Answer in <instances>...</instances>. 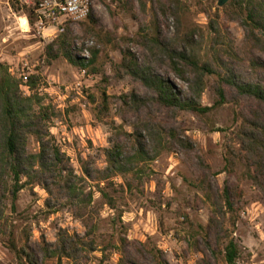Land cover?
Returning <instances> with one entry per match:
<instances>
[{
  "label": "rangeland",
  "instance_id": "rangeland-1",
  "mask_svg": "<svg viewBox=\"0 0 264 264\" xmlns=\"http://www.w3.org/2000/svg\"><path fill=\"white\" fill-rule=\"evenodd\" d=\"M161 1L92 0L90 17L67 22L62 31L37 32L32 26H19L24 23L19 17L24 13L29 17L28 11H16L11 0H0V62L19 79L38 77L35 90L52 107L49 132L68 158L76 183L92 192L83 217L66 200L47 208V192L38 185L23 187L13 208L7 198L0 219V264H17L10 242L30 250L55 244L61 232L82 239L77 260L63 258V264H153L159 259L166 264H206L207 260L225 264L221 241L205 229L212 207L207 188L212 192L225 186L232 203L225 226L240 249L237 264H264V197L250 178L237 137L242 114L253 106L246 97L232 100L227 94L225 102L200 115L182 110L170 118L156 112V120L179 127L191 149L166 145L154 159L138 161L130 171L104 180L97 178L99 174L92 180L83 173L85 168L103 169L105 150L114 145L130 150L135 119L121 117L118 96L130 91L143 95L144 89L123 76L117 64L124 49L139 56L138 33L159 29L162 35L191 39L203 59L218 51L243 80L264 83V68L254 63L264 61V53L248 43L227 2L218 6L217 0H172L175 7L163 12ZM1 15L9 18L11 28L4 26ZM211 22L218 26L216 36ZM66 26L72 53L89 60L84 68L57 55L55 45L46 48ZM159 71L186 93L185 83L176 75ZM214 81L213 75L205 76L202 105L214 103ZM27 147L37 150L32 136ZM200 157L209 167L206 177ZM42 264H57V259L46 258Z\"/></svg>",
  "mask_w": 264,
  "mask_h": 264
},
{
  "label": "trees",
  "instance_id": "trees-1",
  "mask_svg": "<svg viewBox=\"0 0 264 264\" xmlns=\"http://www.w3.org/2000/svg\"><path fill=\"white\" fill-rule=\"evenodd\" d=\"M227 4L232 10L231 18L241 22L248 43L264 53V0H229ZM171 7H175V1L160 2L163 12L171 11ZM210 30L214 36L219 33L215 22L210 23ZM69 31L66 26L65 31L57 35L46 48L51 50L55 45L57 55L84 68L89 60L72 53ZM135 41L140 46L139 56L128 48L124 49L117 64L123 76H129L144 89L143 95L130 91L118 96L121 117L135 119L130 134V150L124 151L117 145L106 149V166L101 170L85 168L84 175L93 180L99 174L97 178L104 180L111 175L126 173L138 161L154 159L170 144L184 151L191 149L188 138L182 135L179 127L156 120L155 113L163 111L170 118L182 110L200 115L225 102L228 94L232 100L246 97L253 104L242 114L237 137L250 169V178L264 197V83L243 80L230 62L222 61L218 51L211 58L203 59L199 55V48L188 38L162 35L157 29L152 34L146 31L136 34ZM254 63L264 68V61L257 59ZM161 68L182 80L186 93L176 89L171 80L159 71ZM207 75L215 77L212 87L216 98L211 106L200 103ZM37 79L36 75H29L23 83L22 79L9 71L6 63L0 62V219L4 215L5 200L8 198L13 208L18 192L25 186L34 185L47 192V208H54L66 200L75 214L83 217V209L90 204L92 192L84 191L76 183L78 177L69 165L68 158L49 132L52 107L44 103L43 95L35 90ZM22 86L29 93H25ZM102 94L106 104L107 97L104 92ZM29 136L37 144L36 151H29L27 147ZM199 167L204 170L206 177L209 167L201 157ZM207 190L212 207L205 229L217 242L221 241L225 264H237L240 249L238 243L229 237L225 226L226 215L232 213L230 188L225 186L221 190ZM81 242L82 239L77 235L61 232L55 244L43 243V246L30 250L16 248L12 242L10 244L17 264H42L44 259L50 257H55L57 264H63V258L74 262L77 260ZM159 260L153 264H166ZM133 263L144 264L141 261ZM206 264L210 262L207 260Z\"/></svg>",
  "mask_w": 264,
  "mask_h": 264
},
{
  "label": "built area",
  "instance_id": "built-area-1",
  "mask_svg": "<svg viewBox=\"0 0 264 264\" xmlns=\"http://www.w3.org/2000/svg\"><path fill=\"white\" fill-rule=\"evenodd\" d=\"M16 11L25 9L26 13L19 17L24 20L28 29L34 27L37 32L46 28L62 31L67 22H78L85 19L91 12L92 0H11ZM31 19V23H29ZM19 26L21 24L19 23ZM22 75L23 83L26 81Z\"/></svg>",
  "mask_w": 264,
  "mask_h": 264
},
{
  "label": "crops",
  "instance_id": "crops-1",
  "mask_svg": "<svg viewBox=\"0 0 264 264\" xmlns=\"http://www.w3.org/2000/svg\"><path fill=\"white\" fill-rule=\"evenodd\" d=\"M0 9H1V4H0ZM3 16H4V15H3ZM3 16L1 15V19H2V20L4 19V21L6 22V23L4 24V26L7 27L8 29L11 28L12 25H11V23H9V18L7 17L6 20H5V17H3ZM23 25H24V23L21 24V26H23ZM4 26H3V28H5ZM24 26H25V25H24ZM1 34H4V33H1Z\"/></svg>",
  "mask_w": 264,
  "mask_h": 264
},
{
  "label": "water",
  "instance_id": "water-1",
  "mask_svg": "<svg viewBox=\"0 0 264 264\" xmlns=\"http://www.w3.org/2000/svg\"><path fill=\"white\" fill-rule=\"evenodd\" d=\"M229 0H217V5L218 6H222L224 5L226 2H228Z\"/></svg>",
  "mask_w": 264,
  "mask_h": 264
}]
</instances>
